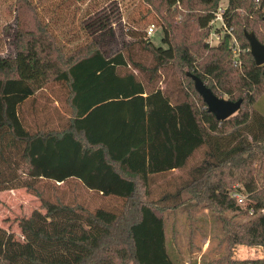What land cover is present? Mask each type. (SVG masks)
<instances>
[{"label": "trees", "instance_id": "1", "mask_svg": "<svg viewBox=\"0 0 264 264\" xmlns=\"http://www.w3.org/2000/svg\"><path fill=\"white\" fill-rule=\"evenodd\" d=\"M142 1L163 30L164 46L147 35L137 40L149 64L135 59L130 42L112 55L97 40L67 52L32 0L14 2L15 53L0 57V192L21 184L39 195L40 180L76 179L89 190L122 199L117 212L60 198L32 211L31 226L42 238L80 230L76 243L93 252L86 264H186L167 229L168 218L185 211L187 202L207 210L211 233L218 228L226 244L219 259L205 262L204 253L191 264H264V114L258 109L264 65H256L244 36L246 28L264 44V0ZM222 1L241 66L234 62L231 35L214 46L206 42ZM167 68L182 79L186 98L176 104L156 88ZM188 73L219 97L242 98L239 112L218 120ZM53 84L63 88L67 116L57 128L31 130L22 108ZM202 148L213 160L178 192L187 196L173 204L152 200V179L185 169ZM234 193L243 195L245 204ZM8 233L0 225V264H71L9 255ZM236 245L262 247L263 254L237 259Z\"/></svg>", "mask_w": 264, "mask_h": 264}, {"label": "rangeland", "instance_id": "2", "mask_svg": "<svg viewBox=\"0 0 264 264\" xmlns=\"http://www.w3.org/2000/svg\"><path fill=\"white\" fill-rule=\"evenodd\" d=\"M15 1L0 0V57L15 53L14 39L18 28L16 11L13 8ZM32 2L36 4L41 18L48 24L51 34L67 52L90 40H97L100 41L104 52L112 55L130 42L134 43L132 53L135 59L149 64L150 56L137 44V40L146 39V30L152 24L156 26V32L149 39L157 46H164L160 21L142 0ZM105 22L108 23L106 29L102 27ZM139 77L146 81V75L139 73ZM156 88L170 95L174 104L186 98L182 79L170 68L161 71ZM62 90L59 85H50L33 100L30 99L24 104V122L31 130L60 126L62 117L58 124L54 115L67 111ZM260 102L258 109L264 114V97ZM212 160L209 152L202 148L194 154L185 169L155 176L150 188L151 199L160 204L179 202L187 196L185 192L178 195L180 189L190 183L198 175V170ZM35 185L39 195L21 184H11L8 189L0 192V225L9 232L5 252L9 255L23 253L46 261L86 264L93 252L76 243L80 230H68L57 239L42 238L31 226L32 211L45 210L50 202L60 198L66 203L80 202L90 210L105 208L117 212L122 208L123 200L89 190L76 179L64 183L40 180ZM195 205L197 204L194 202H187L185 211L168 218V234L175 236L173 246L186 264H191L194 260L200 262L204 253L205 262H210L212 259H219L226 252V244L221 241L222 233L217 226L215 231H210L214 225L212 217L207 210L200 207L196 209ZM204 228L207 230L206 234L203 233ZM262 254L263 248L258 246L236 245L233 250V256L237 259H254Z\"/></svg>", "mask_w": 264, "mask_h": 264}, {"label": "water", "instance_id": "3", "mask_svg": "<svg viewBox=\"0 0 264 264\" xmlns=\"http://www.w3.org/2000/svg\"><path fill=\"white\" fill-rule=\"evenodd\" d=\"M244 36L250 44V51L256 65H264V44L258 40L254 32H249L246 28H244ZM187 75L194 80L195 89L207 104L208 111L213 113L218 120L224 121L239 112L243 103L242 98L233 101L228 98L219 97L206 86L201 78L191 73Z\"/></svg>", "mask_w": 264, "mask_h": 264}, {"label": "built area", "instance_id": "4", "mask_svg": "<svg viewBox=\"0 0 264 264\" xmlns=\"http://www.w3.org/2000/svg\"><path fill=\"white\" fill-rule=\"evenodd\" d=\"M226 7H227V1H222L217 11L215 12L214 18L210 23L211 30L206 42L210 46H214L221 41V39L225 34L231 35L233 39L232 42H233L234 62L236 65L241 66L239 60V52H240L239 42L237 38L234 36L232 29L227 25L224 18ZM155 32H156V26L152 24L146 30V35L147 37L150 38L154 35ZM233 196L237 198L239 203L241 204L244 203V197L240 193H234Z\"/></svg>", "mask_w": 264, "mask_h": 264}, {"label": "crops", "instance_id": "5", "mask_svg": "<svg viewBox=\"0 0 264 264\" xmlns=\"http://www.w3.org/2000/svg\"><path fill=\"white\" fill-rule=\"evenodd\" d=\"M55 102H57L56 100H55ZM58 106V105H57ZM62 114H60V113H55V115H54V117L56 118V120H57V123L58 124H60V115L61 116H63V121H64V119L66 118V116H67V114L65 113V112H61ZM178 169H175V170H173V171H177ZM30 223H31V221H30Z\"/></svg>", "mask_w": 264, "mask_h": 264}]
</instances>
